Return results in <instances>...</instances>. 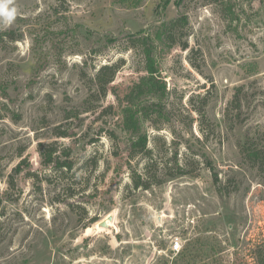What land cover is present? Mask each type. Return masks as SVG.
Listing matches in <instances>:
<instances>
[{"label":"rangeland","instance_id":"obj_1","mask_svg":"<svg viewBox=\"0 0 264 264\" xmlns=\"http://www.w3.org/2000/svg\"><path fill=\"white\" fill-rule=\"evenodd\" d=\"M10 7L11 24L0 20V264H256L264 172L239 145L264 146V0ZM180 15L188 23L170 44ZM143 37L165 88L131 101L148 75ZM113 63L106 94L89 98L96 69ZM127 107L149 112L138 125L151 159L130 157L138 133L124 127ZM145 171L161 182L134 189ZM110 214L109 228L95 226Z\"/></svg>","mask_w":264,"mask_h":264},{"label":"trees","instance_id":"obj_2","mask_svg":"<svg viewBox=\"0 0 264 264\" xmlns=\"http://www.w3.org/2000/svg\"><path fill=\"white\" fill-rule=\"evenodd\" d=\"M169 1V0H168ZM187 16L186 15H180L176 18H173L168 21L167 28L168 31L166 34L167 41L170 44L176 43L174 36L172 35V29L179 25V24H187ZM142 51L145 53L146 56V64H145V71L148 73V75H143L140 77L138 82H135L129 92V100L132 99L134 95H140L143 93H153L158 92L165 88L164 84H159L158 79H156V76L153 75V73L156 71L153 68V59H152V49L150 42L146 40L145 37L142 38ZM181 49H187L188 42L183 41L180 42ZM136 47V46H133ZM118 64H102L100 65L94 75L92 76V86H93V92L88 94V97L91 98V96L96 93L98 97H102L106 94L107 85L114 79V76L118 70ZM157 83V84H156ZM132 101V100H131ZM198 113L203 114L202 108H198L196 110ZM77 115V114H75ZM139 115L142 117V119H149V112L147 111V108H142L141 110H137V113L132 108H124L123 109V117H124V127L129 131L137 132L138 135L131 143V151H130V157H134L137 153H142L146 155V159H151V153L152 150L147 147V136L145 134L139 133ZM66 134H62L61 136H64ZM248 142V141H247ZM239 151L242 154V156L246 157L251 165L256 167L259 171L264 172V146H256L253 145V143L248 142L245 144L239 145ZM39 151L43 158V162L45 164H50L54 162L52 158V154L55 152V149H50L48 151L43 150L42 144L39 145ZM59 169H70L72 165L69 162H63L60 164H57ZM178 174H185L190 173L189 171H186L184 166H178ZM154 177V178H152ZM155 175L150 174L149 171H145L141 174H133L132 175V181H133V188H142V189H149L153 184H159L160 180H155ZM218 178L217 175L214 174V185L216 186V190L221 193V186L218 184ZM13 184V183H12ZM218 185V187H217ZM253 256L255 258L256 264H264V244L260 243L254 247L253 250Z\"/></svg>","mask_w":264,"mask_h":264},{"label":"clouds","instance_id":"obj_3","mask_svg":"<svg viewBox=\"0 0 264 264\" xmlns=\"http://www.w3.org/2000/svg\"><path fill=\"white\" fill-rule=\"evenodd\" d=\"M12 0H0V20L7 25L11 24L16 15V8L10 7Z\"/></svg>","mask_w":264,"mask_h":264},{"label":"water","instance_id":"obj_4","mask_svg":"<svg viewBox=\"0 0 264 264\" xmlns=\"http://www.w3.org/2000/svg\"><path fill=\"white\" fill-rule=\"evenodd\" d=\"M111 220H112V215L110 214L104 220H101L100 222L95 224V226L109 228L111 225V222H110Z\"/></svg>","mask_w":264,"mask_h":264},{"label":"built area","instance_id":"obj_5","mask_svg":"<svg viewBox=\"0 0 264 264\" xmlns=\"http://www.w3.org/2000/svg\"><path fill=\"white\" fill-rule=\"evenodd\" d=\"M181 248V244L179 239H175L171 245V249L175 252H178Z\"/></svg>","mask_w":264,"mask_h":264}]
</instances>
